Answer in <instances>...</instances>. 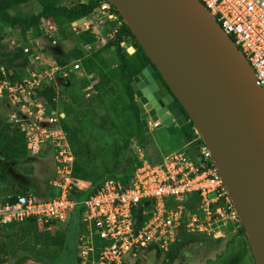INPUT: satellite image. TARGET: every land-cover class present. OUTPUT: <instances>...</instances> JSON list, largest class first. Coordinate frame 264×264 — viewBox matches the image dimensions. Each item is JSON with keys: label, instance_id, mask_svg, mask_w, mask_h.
<instances>
[{"label": "built area", "instance_id": "2783aa9c", "mask_svg": "<svg viewBox=\"0 0 264 264\" xmlns=\"http://www.w3.org/2000/svg\"><path fill=\"white\" fill-rule=\"evenodd\" d=\"M200 1L244 55L264 92V0ZM88 22L91 25L84 23L77 25L83 26L81 29L76 26L73 29L91 30L100 45H104L122 19L109 0H99ZM40 29L42 33L38 35L31 27L22 43L34 64L28 65V76L12 83L1 68L0 99H8L7 122L23 133L29 155H38L43 147L50 148L55 164V178L50 184L57 191L44 198L42 194L28 191L12 200L8 197L0 201V225L32 219L39 230L50 231L67 224L76 207L81 205L75 240L79 264H133L148 247L167 250L182 229L216 236L229 225L240 222L204 139L197 148L199 163L181 147L164 155L158 163L142 159L128 179L109 177L95 193L81 201L70 197L71 190L82 188L74 181V155L60 125L64 113L37 96L45 83L55 82L57 71L62 70V76L68 73L63 72L66 67H59L44 56L43 39L52 38L51 42L56 43L55 25L42 19ZM85 48L90 46L86 44ZM69 65L73 73L82 72L79 60ZM195 132L198 134L196 128ZM193 192L199 196L205 223L190 209L185 210L183 201ZM171 203L174 206H168ZM137 208L146 215L139 224L134 221L133 212Z\"/></svg>", "mask_w": 264, "mask_h": 264}, {"label": "water", "instance_id": "95a60500", "mask_svg": "<svg viewBox=\"0 0 264 264\" xmlns=\"http://www.w3.org/2000/svg\"><path fill=\"white\" fill-rule=\"evenodd\" d=\"M109 1L151 61L131 82L143 130L190 118L264 264V92L244 55L200 0Z\"/></svg>", "mask_w": 264, "mask_h": 264}, {"label": "trees", "instance_id": "16d2710c", "mask_svg": "<svg viewBox=\"0 0 264 264\" xmlns=\"http://www.w3.org/2000/svg\"><path fill=\"white\" fill-rule=\"evenodd\" d=\"M27 1L0 0V21L2 23L0 25V77H2L1 68H3L10 82L13 83L20 79L15 66L17 61L27 58L22 43L26 41L28 30L31 27H34L36 34L40 35L42 33L40 24L41 20L44 19L50 20L56 27L54 32L56 43L51 42L52 38L43 39L44 50L51 52L53 54L52 61L59 67H66L63 72L65 71L68 74L62 76V70L57 71L55 77L58 75V79L56 77L55 82L45 83L44 88L38 90L37 96L46 100L53 109L58 110L56 102L59 98V80H61V83H65L71 78H77V80L83 81V86L89 84L93 88L85 98L74 96L73 100L76 103L74 109L68 106L66 108L67 117L63 112L64 117L60 118V125L66 134L74 155L73 176H75L76 164L81 171L83 180L89 183L84 189L71 190L70 197L78 201L87 198L95 193L109 177L122 176L128 179L137 166L135 162L138 165L140 164L138 155L136 156L132 152L131 146L134 142L143 151L145 150V157L151 163H158L164 154L166 155L181 147L185 149L195 163H199L197 148L203 143V138L195 132V125L189 117L188 121L181 126L171 123L160 127L161 129H167L166 132L174 130L182 133L184 143H186V146L182 145L172 150L169 149L164 154L151 140L148 131L143 130L139 117V107L134 97L131 82L133 77L151 61L123 20L112 37L104 45L96 47L95 44L99 42L95 33L91 30L75 31L72 22L81 17H92L93 11L99 5V0L75 1L68 5L62 4L59 0H37V10L29 15L23 16L10 13L13 6ZM119 17L122 19L120 15ZM63 31L74 37L75 47L77 48L61 55L58 42L59 37L61 38L63 35ZM7 34H13L16 37L14 39L16 43H13L10 47L2 43ZM127 41L132 43L133 51L131 53L127 50ZM86 44L90 46L89 50L85 48ZM106 50L113 52L115 65L109 66L106 63L102 55ZM73 60H79L82 72H72V66L69 64ZM88 75H91V77ZM91 79L95 80L93 84H91ZM73 110H77V113L89 117L93 121L97 117V124L102 126L111 136L110 150H103L105 149L103 147V151L99 152L92 147L89 139L85 138L79 127L78 117L69 119V114ZM132 117L134 125H132ZM133 136H137L136 141ZM95 150L96 152H94ZM28 157L23 133L18 132L13 125L0 116V182L10 181L16 183L17 191L10 196L11 200L17 194H25L28 191H32L37 195L41 194L38 189L32 190L31 183L26 184L16 178L15 174L17 176L20 174L19 168L22 167L26 173L33 169L32 166L24 167ZM49 189L50 195L55 194L51 187ZM197 203H199V196L196 192L189 194L183 201L185 210H192ZM170 205L174 206L172 203L168 206ZM80 208L81 205L76 207L74 214L63 228L60 226L53 232L38 230L32 219L20 222L24 225L21 227L20 233L16 235V240L9 239L5 245L0 243V264H22L27 258L43 264H62L59 263L61 258L56 256L64 251L67 246L70 227L73 225L79 226L77 214ZM133 213L134 221L137 224L146 217L141 208H137ZM235 225L238 226L239 233H244V228L240 222L235 223ZM184 233L188 232L182 229L180 235ZM246 252L245 248L241 249L239 257L245 256ZM76 258L77 264H79L77 255ZM140 261L141 258H137L133 264H140Z\"/></svg>", "mask_w": 264, "mask_h": 264}, {"label": "rangeland", "instance_id": "374dc122", "mask_svg": "<svg viewBox=\"0 0 264 264\" xmlns=\"http://www.w3.org/2000/svg\"><path fill=\"white\" fill-rule=\"evenodd\" d=\"M62 4L68 5L69 3L75 1L82 0H59ZM38 8L37 0H28L25 3L13 6L10 10L12 14H20V15H29L35 12ZM116 22V21H115ZM88 25H91L90 22L86 21ZM82 23V25L84 24ZM0 25H2L0 21ZM81 25V24H80ZM110 25V24H109ZM83 26L76 25V28L81 29ZM110 28V27H109ZM29 31V30H28ZM108 30L105 29L104 33ZM28 35V34H27ZM16 39L15 35L7 34L2 43L7 45L8 47L12 46L13 43H16L14 40ZM14 40V41H13ZM129 52L132 51L131 46L132 43L127 41ZM76 41L72 35H68L63 31V35L58 42V48L60 50V54L64 55L69 50H73L75 47ZM96 47L100 46V43L95 44ZM92 48V47H91ZM87 49V48H86ZM90 49V48H89ZM88 49V50H89ZM40 50L37 51V53ZM106 63L109 66L115 65L114 54L111 50H106L102 53ZM45 59L48 61L53 60V54L48 50H44ZM28 65H33L32 59L30 57L23 58L17 61L15 70L20 78L27 77L29 74V70L27 69ZM153 70L156 68L152 67ZM158 76L159 71L156 69ZM58 79V75H56ZM95 77L97 79V75L95 73ZM93 84L95 80L91 79ZM60 83V84H59ZM59 84V92H58V100H57V109L65 113L66 117L68 115L66 108L68 106L75 107L76 103L73 98L76 97H87L93 88L88 84L87 86H83V81L77 80V78H71L68 82L61 83V80L58 82ZM90 86V87H88ZM123 94V93H122ZM121 93L119 94L120 97ZM135 100L138 98L134 94ZM8 99L2 98L0 99V116L5 118L7 121V116L9 114V107L6 106V102ZM78 117V118H77ZM77 118L79 121V127L85 135L86 139H89L92 147L97 151L110 150L111 149V136L107 133V131L100 125H98L97 117L91 120L89 117L83 116L80 113H77V110H73L69 114V119ZM190 119V118H189ZM78 124V122H77ZM132 125H134V119L132 117ZM148 133L150 135L151 140L155 143V145L161 149V152L164 154L169 149H174L180 146H186L184 143L183 134L178 131L170 130L166 132L167 129H161L157 127V125L148 118ZM198 134L201 133L198 131ZM138 136V135H137ZM137 136H133V139L136 141ZM202 136V135H201ZM105 149L102 150V148ZM132 152L142 161V159H147L145 157V150L143 151L141 147L135 142L131 146ZM96 150L94 152H96ZM50 148L46 147L41 150L38 155L31 156L29 155L27 163L24 167L28 168L32 166V170L28 173L25 172L24 169L19 168V175H16L20 181L25 182L26 184H32V190H39L42 194V197H48L50 187L57 191V188L51 186L50 182L53 178H55V164L53 160V156L51 155ZM165 155V154H164ZM151 159V156L149 155ZM136 165L137 162H135ZM74 166V165H73ZM74 181L77 186L82 189L86 188L89 183L84 181L81 176V171L75 164V176ZM50 185V187H49ZM49 189V190H48ZM17 185L15 182H0V201H3L16 193ZM136 209H134L135 211ZM191 213L195 214V216L205 223V212L200 206L199 203L195 205ZM24 224L22 223H13L12 225H0V243L5 245L6 241L9 239L16 240V235L20 233V229ZM242 225V224H241ZM63 228V226H61ZM79 226L73 225L69 229L67 246L64 251H61L56 257L61 258L59 263L62 264H77V258L75 253L76 242L75 238L78 232ZM39 230V229H38ZM54 229H51L48 232H53ZM218 236V237H217ZM219 238V239H215ZM245 248L247 250L245 256L239 257V252L241 249ZM140 264H257L253 254L251 252L249 242L247 239V235L244 229V233H239L238 226L233 224L229 225L227 230L221 234L216 236L203 234L201 232L194 233H184L180 235L175 243L170 245L167 250H161L157 247H148L144 249L141 253ZM136 258V259H137ZM134 259V260H136ZM22 264H43L33 259L27 258Z\"/></svg>", "mask_w": 264, "mask_h": 264}, {"label": "bare ground", "instance_id": "6f19581e", "mask_svg": "<svg viewBox=\"0 0 264 264\" xmlns=\"http://www.w3.org/2000/svg\"><path fill=\"white\" fill-rule=\"evenodd\" d=\"M197 43H198V45L200 44V42H199V40L197 39Z\"/></svg>", "mask_w": 264, "mask_h": 264}, {"label": "clouds", "instance_id": "9594fccd", "mask_svg": "<svg viewBox=\"0 0 264 264\" xmlns=\"http://www.w3.org/2000/svg\"><path fill=\"white\" fill-rule=\"evenodd\" d=\"M196 128V127H195ZM197 129V128H196ZM198 130V129H197Z\"/></svg>", "mask_w": 264, "mask_h": 264}]
</instances>
